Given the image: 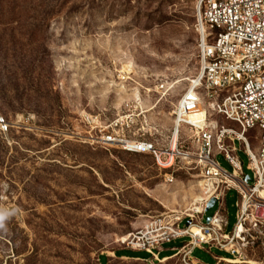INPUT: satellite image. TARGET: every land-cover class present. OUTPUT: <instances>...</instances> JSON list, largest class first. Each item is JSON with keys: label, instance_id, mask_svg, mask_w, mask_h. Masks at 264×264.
<instances>
[{"label": "rangeland", "instance_id": "1", "mask_svg": "<svg viewBox=\"0 0 264 264\" xmlns=\"http://www.w3.org/2000/svg\"><path fill=\"white\" fill-rule=\"evenodd\" d=\"M14 2L16 21L0 29V79L8 83L0 117L9 125L0 132V264H137L109 263L104 255L125 248L120 239L149 218L189 207L202 195V173L181 169L169 183L171 171L158 170L151 154L104 148L96 140L113 129L166 145L175 106L200 71L195 0ZM46 11L56 15L43 29ZM30 63L49 73L46 83L26 73ZM18 95L30 106L21 107ZM258 135V129L247 133L254 148ZM237 146L245 168L248 157ZM216 159L232 171L223 154ZM239 200L236 190L226 191L227 231ZM218 208L208 209L202 222ZM186 241L163 243L155 252L171 255ZM121 254L152 257L129 249ZM262 255L259 246L255 257ZM227 256L216 248L192 253L198 264Z\"/></svg>", "mask_w": 264, "mask_h": 264}, {"label": "built area", "instance_id": "2", "mask_svg": "<svg viewBox=\"0 0 264 264\" xmlns=\"http://www.w3.org/2000/svg\"><path fill=\"white\" fill-rule=\"evenodd\" d=\"M195 8L200 71L175 106L173 131L166 145L143 139V134L128 139L113 129L96 142L104 148L151 154L158 170L171 171L165 174L169 183L178 170L200 168L206 189L201 190L199 201L149 218L126 239L121 238L120 244L157 260L155 250L163 243L187 238L175 251L183 264H197L192 257L196 248L208 252L216 248L230 255L215 257L216 264H264V0H195ZM8 128L0 117V132L6 133ZM253 129L259 130L253 138L256 148L247 137ZM237 142L248 157L249 180L238 157ZM214 151L223 154L231 172L221 167ZM230 189L238 192L240 200L236 223L227 231L222 205ZM213 198L219 208L203 223ZM185 220L190 223L182 226ZM259 246L263 255L256 258Z\"/></svg>", "mask_w": 264, "mask_h": 264}, {"label": "trees", "instance_id": "3", "mask_svg": "<svg viewBox=\"0 0 264 264\" xmlns=\"http://www.w3.org/2000/svg\"><path fill=\"white\" fill-rule=\"evenodd\" d=\"M15 1V0H14ZM13 0H0V29L2 30H6L8 29V27H10L15 21H16V14H17V11H16V6H17V3L15 4ZM48 2V0H47ZM55 12L53 11H46V12H43L41 14V17L39 19V23L41 25V28H45L46 26L49 25V21L50 19H52L54 16H55ZM44 37H40V40L43 41ZM42 70V65L40 64H37V65H33V63H30L27 67V71L26 73L27 74H30V76H34L36 77L38 80L39 79H45L46 76L49 75V73H45L43 74L42 72H40ZM37 74V76H35ZM3 79H0V94L2 96H5L7 92V86H8V83H5L6 82V79L4 81V83H2ZM44 83H46V79L44 81ZM11 85H16V88L13 87L12 90H17L18 91V87L19 85L17 84H12L10 83ZM23 95V94H22ZM22 95H18V99H19V103L22 104L21 107H25L24 105H26L27 107L30 106V105H27L25 102L23 103L22 101Z\"/></svg>", "mask_w": 264, "mask_h": 264}, {"label": "crops", "instance_id": "4", "mask_svg": "<svg viewBox=\"0 0 264 264\" xmlns=\"http://www.w3.org/2000/svg\"><path fill=\"white\" fill-rule=\"evenodd\" d=\"M122 250H128L126 248H117L115 250H113V255L109 256V255H104V257H107L108 260H109V263L111 262L110 259L111 258H115L117 260H130L129 262H135L137 264H154V263H157V264H170L171 262H173L172 264H183L182 261H181V255H175V252L171 255H167V256H162V257H157V260H154L152 259H143V258H139V257H133V256H129V255H125V254H121V255H118V252L119 251H122ZM129 250H132V249H129ZM132 251H139V250H132ZM147 253V252H146ZM229 257V256H227ZM225 257V258H227ZM195 260V259H194ZM196 261V260H195ZM197 262V261H196ZM198 264V262H197Z\"/></svg>", "mask_w": 264, "mask_h": 264}, {"label": "bare ground", "instance_id": "5", "mask_svg": "<svg viewBox=\"0 0 264 264\" xmlns=\"http://www.w3.org/2000/svg\"><path fill=\"white\" fill-rule=\"evenodd\" d=\"M199 108H200V106L198 107V109H199ZM203 111H204V110H203ZM203 111H202V112H203ZM203 115H204V114H202V116H203ZM175 137H176V133H175ZM201 177H203V176H201ZM174 182H175V181H173V183H174ZM199 186H200V189H201L202 191H205L206 187H205V182H204V180H202V181L199 182ZM202 197H203V195L200 194V196H198V197H196L195 199H193L192 202L199 201ZM198 209L200 210V207H198ZM193 231H194V233H195L196 235L200 234L199 229L196 228V227H193ZM127 236H128V235H127ZM127 236L123 237L122 239H126ZM110 254L113 255L112 252H111Z\"/></svg>", "mask_w": 264, "mask_h": 264}, {"label": "water", "instance_id": "6", "mask_svg": "<svg viewBox=\"0 0 264 264\" xmlns=\"http://www.w3.org/2000/svg\"><path fill=\"white\" fill-rule=\"evenodd\" d=\"M249 179H250V176L247 175V176H246V180H249ZM215 203H216V200H215L214 198L211 199L210 202H209L208 205H207V210L210 209V208H212V207H214V206H215ZM209 221H210V218L208 219L207 222H209ZM189 223H190V222L188 221L187 224H189Z\"/></svg>", "mask_w": 264, "mask_h": 264}]
</instances>
